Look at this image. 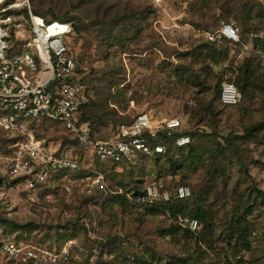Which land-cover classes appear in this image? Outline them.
Instances as JSON below:
<instances>
[{
	"label": "rangeland",
	"instance_id": "rangeland-1",
	"mask_svg": "<svg viewBox=\"0 0 264 264\" xmlns=\"http://www.w3.org/2000/svg\"><path fill=\"white\" fill-rule=\"evenodd\" d=\"M27 1L31 11L38 5L48 19L57 15L81 23L80 39L73 36L72 46L86 69L82 75L92 95L90 119L95 133L106 137L114 125L146 112L157 119L180 118L187 129L198 132L193 139L194 157L176 152L172 158L183 154L185 163L180 169L172 167L170 158L142 159L125 169L114 165L98 168L112 190L120 189V182L158 183L171 192L187 185L192 199L204 193L205 205L214 217L212 232L205 235L218 253L202 246L209 257L201 261L193 242L161 237L164 215L114 203L104 208L102 200L97 205L90 202L80 212L87 180L66 176L52 182L50 190L30 189L24 178L4 172H0V243L8 236L17 242L50 236L62 247L74 241L76 259L70 264H122L116 258L122 252L120 239L127 240V253L135 257L148 251L146 260L151 262L154 254L157 262L153 264L159 260L165 264L171 255L188 256L190 264H225L223 257L227 256L235 264H264V202L260 195L264 193V59L251 64L253 76L243 93L237 84L245 71L243 60L231 47L207 51L204 38L222 22L234 23L243 34L264 32V0H167L159 7L150 0ZM131 11L138 13L137 28L119 29L117 17ZM230 79L236 81L240 94L239 104L231 108L219 100L221 85ZM28 129L48 146L63 148L66 144L80 149L63 127L29 122ZM22 138L0 130V151ZM77 151L82 167L95 163L91 147L84 149L83 156ZM237 206L251 213L246 221H231ZM248 233L250 251L245 249ZM113 239L117 243L112 244ZM0 264H9L1 252Z\"/></svg>",
	"mask_w": 264,
	"mask_h": 264
},
{
	"label": "built area",
	"instance_id": "built-area-1",
	"mask_svg": "<svg viewBox=\"0 0 264 264\" xmlns=\"http://www.w3.org/2000/svg\"><path fill=\"white\" fill-rule=\"evenodd\" d=\"M166 1L150 0L156 7ZM22 9H28V16L13 12ZM73 33L72 23L48 22L34 15L27 0L12 4L0 0V128L23 136L11 146V153H0V172L24 178L33 189L57 172L84 170L90 173L84 179L88 181L83 189L87 195L96 191L104 197L123 195L122 189L110 188L98 166L133 165L142 156L166 153L169 140L177 148H183L190 145L191 138L179 135L186 129L180 118L153 120L152 114L146 112L138 114L132 124L120 126L113 139L92 141L91 127L79 123L81 107L89 103L91 95L86 94L81 82L83 76L72 46ZM23 35L27 38L23 39ZM205 37L210 43L241 44L240 60L264 59V32L253 33L242 42L238 27L222 22L215 32L205 33ZM239 102L235 83H223L220 103L231 108ZM33 120L64 125L82 149L58 148L41 142L29 132L28 123ZM87 147L93 150L95 166L81 168L75 151L83 152ZM191 196L192 190L187 185L171 192L161 184L150 183L139 202L152 205ZM128 198L132 200L130 195ZM177 222L194 233L200 231L197 220L179 217ZM75 246L74 241L58 247L51 246L50 241L17 242L8 236L1 242L0 252L9 264H70L76 259Z\"/></svg>",
	"mask_w": 264,
	"mask_h": 264
},
{
	"label": "trees",
	"instance_id": "trees-1",
	"mask_svg": "<svg viewBox=\"0 0 264 264\" xmlns=\"http://www.w3.org/2000/svg\"><path fill=\"white\" fill-rule=\"evenodd\" d=\"M16 0H6V4H12L14 3ZM35 1V0H34ZM156 7V6H155ZM16 14H23L28 16V11L27 9H22L20 11H13ZM32 12L34 13V15L40 16L42 18H44L46 21L48 22H62V23H72L71 19L69 18H60L57 15H53L52 18H46L44 13L42 12V10L40 9V7L38 5H36V7H34V9H32ZM138 13L136 11H131V12H126L124 13L119 19L117 17V26L119 29L124 30H130L133 26H137L135 23L136 21V15ZM122 19V20H121ZM121 20V21H120ZM126 21H128L127 23H125ZM249 20L246 19V22H248ZM229 23V22H226ZM231 23V22H230ZM73 24V28H74V33L73 36L76 39H80V29H79V25L81 23H72ZM122 24V25H121ZM247 24V23H245ZM219 25V24H218ZM220 27L217 26L214 30L212 31H206L207 33H213L215 32L218 28ZM239 29V28H238ZM118 32H120V30H118ZM260 31H254V32H250L248 34H243L240 30V37L242 39V42L247 41V39L249 38V36L253 33H258ZM205 48L207 49V51L209 50H219L218 48H222V47H231L233 50H235V55L237 57L240 56V50L242 48L241 44H232L228 41H225L221 44H217V43H210L207 41L205 35ZM16 45H19V43L16 41ZM221 46V47H220ZM208 57V56H207ZM77 61H78V65H79V72L80 74H82L83 72H85L86 69L82 68L81 64H80V57H77ZM260 62L261 63V59L260 58H252V59H244L242 61V65H245V71L243 73V71H241L242 77L237 81V84L240 86V90L244 93L247 92L249 85H250V80L253 76V72L254 70L252 69L251 64L254 62ZM83 77L81 78V82L82 85L86 88V94H90L91 95V91H90V87L88 86V82H86V80L84 79V75H82ZM227 82H234L236 87V81H232L231 79ZM220 87V82L218 83V86ZM221 89H222V85L220 88V95H221ZM220 95H219V100H220ZM92 95L90 97V101L88 104H86L85 106L81 107V114L79 117V123L80 124H88L91 127L92 130V141H96V140H111L115 137V134L118 130V128L122 125H130L133 123L134 119L136 118V116H134L132 119H129V121L126 123H120V124H116L114 125L115 128L113 127L111 129V132L109 133V135H107L106 137H101L98 135V132L96 131V133L93 131L92 129V123H91V119H90V112H91V108H92ZM126 117V116H124ZM157 116H154V119H156ZM162 118V117H160ZM173 118H177V117H173ZM163 120V119H162ZM30 122H39V123H44V124H48L50 126H54L57 125L59 127H63L66 129V127L62 124L53 122V121H49V120H33ZM0 130H2L3 132H5L8 135H11L12 137H14L11 133L3 130L0 128ZM181 135H185V136H190L191 138V143L190 145L183 147V148H177L175 146V144L173 143L172 140H169L168 142H166L167 145V151L164 154H160V155H155V156H142L140 157L137 162L139 160L145 159V160H159V159H166V158H170V162L171 165L174 169H180L182 168V166H184L185 163V158L182 156L183 154L187 153L186 158H192L194 157V155L196 154L197 149L194 146L193 143V139L196 138V136H198V132H191V130L184 129V131H182ZM73 138V137H72ZM17 141H19V139H17L13 144H11L9 146V148L7 150L4 151H0V153H11L13 151V149H11V146L14 145ZM74 143L76 144V147L80 148V150L82 149L81 146L79 145V142L77 139L73 138ZM63 148L68 146V145H62ZM177 153H183L181 154L178 159L176 160H172V158H174V155ZM83 156V153L80 152ZM182 156V157H181ZM80 167L82 168L81 162H80ZM119 167V169H125L127 167H134L133 165H114L113 168H117ZM123 171V170H122ZM90 173L88 171H84V170H77V171H60L57 172L56 174H54L48 181H45L44 183L38 185L36 187V189H42L43 190H50V187L52 186V182H56L59 181L60 179L65 178L66 176H70L74 181L81 180V179H85L87 176H89ZM75 184V183H74ZM118 186L120 189L124 190V194L123 195H117V196H113V197H107V198H103V194L99 191H96L93 195H84L81 197V201H80V206H79V210L81 212L83 206L86 208V206L90 203L93 202L95 204V202H100L102 200V205L101 207L104 206V208H108L110 207V205L112 203L114 204H118L120 206H128V207H132L133 209L135 208H139L141 210H145V213H150L152 215H164L166 217L165 219V223L166 225L164 227H162V229H160L159 231H161V237L163 238H172V240H175V238H182L186 241H188V243L192 242L195 244V252L198 254L197 259L203 261L205 258L209 257V252L208 251H203L202 250V246H208V248L212 251H216V249L214 248V246L207 240L208 238L206 237L205 233L207 232H212L213 226H214V217L211 216L210 212H209V208L205 205V195L204 193L202 195H198L196 197H194L192 199V197H190L189 199L186 200H172L170 202H157L155 204L152 205H148V204H143L139 202V199L144 195L145 192V188H146V184L141 185V183H136L135 185H126L123 183H118ZM47 190V191H48ZM128 195L133 196V201H131L128 198ZM260 195L263 197L262 200L264 202V193H260ZM97 205V204H95ZM190 206H194L193 210H190ZM96 207V206H95ZM94 207V209H95ZM233 215L231 221L235 220L236 218H239V220H247V218L251 215V213L249 214L248 212H243L240 206L235 207V209L232 211ZM181 217V218H191L194 220H197L201 226V230L199 232H192L189 229L184 228L183 226H181L177 221V219ZM79 220H82V216H79ZM82 229H84L85 231H87L85 225H81ZM243 230V228L240 226L239 227V232L241 233ZM158 231V232H159ZM248 233L247 235H245V241L246 238L249 237ZM11 236V235H10ZM106 239V238H105ZM56 239H53L50 236H46L43 238H40V241L42 243H45L46 241H50L51 246L57 245L58 247H62L60 246L57 241H54ZM109 239H107V241H109ZM106 241V242H107ZM118 239H113L112 244L117 243ZM247 246L245 247L246 250L250 251L251 247L250 244L246 241ZM1 246V243H0ZM119 246L120 249H122V252L119 253L117 255V259L121 260L122 264H153L154 262H157V258L155 257V255L153 254V257L151 256V262H147L146 257H148L149 255L147 254L148 251H144L142 256H138L135 257L129 253H127V249H129L130 246H128L127 244V240H121L119 242ZM126 251V252H125ZM187 252V251H186ZM216 253H218L216 251ZM147 255V256H146ZM226 261L225 264H235L233 263V261H229L228 260V256L227 257H223ZM216 259H220V255L217 254V258ZM212 261V259H211ZM161 261L159 260L158 264ZM165 264H190L189 258L188 256L185 257H178V256H173L171 255L169 257V260L165 262ZM220 264V263H219ZM236 264H242L240 261L237 262Z\"/></svg>",
	"mask_w": 264,
	"mask_h": 264
},
{
	"label": "crops",
	"instance_id": "crops-1",
	"mask_svg": "<svg viewBox=\"0 0 264 264\" xmlns=\"http://www.w3.org/2000/svg\"><path fill=\"white\" fill-rule=\"evenodd\" d=\"M165 16V15H164ZM167 18V17H166Z\"/></svg>",
	"mask_w": 264,
	"mask_h": 264
}]
</instances>
